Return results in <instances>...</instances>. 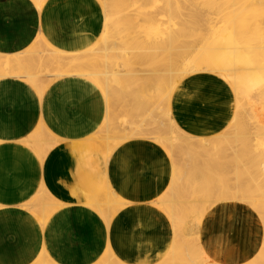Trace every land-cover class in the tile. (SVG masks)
I'll list each match as a JSON object with an SVG mask.
<instances>
[{
	"label": "bare ground",
	"instance_id": "bare-ground-1",
	"mask_svg": "<svg viewBox=\"0 0 264 264\" xmlns=\"http://www.w3.org/2000/svg\"><path fill=\"white\" fill-rule=\"evenodd\" d=\"M33 1H36V4H37V2H39L38 4L40 5V2H42L43 0H33ZM110 1L109 0H100V2H98L97 0H94V2H95L94 5H96L95 6L96 11L95 12L98 14V15L96 14V16L94 17V19L96 20L95 27H97L98 29L100 28L99 26L103 25L104 22H105V24H104L105 27H107L108 25L110 26V24L112 25L111 22L113 20H115V18H112V17H117L118 15H120V19H121L122 16L125 14L123 12L127 10L129 3H130V2H127V4H126L125 0H116V2H114V0H110ZM130 1H133V0H130ZM135 1L136 0H134V4H135ZM143 1H146V0H143ZM147 1H150V0H147ZM161 1L159 0V2H158V0H154V3L156 5L154 3L150 4L149 2H148V5H151L152 7H154V6H157L159 3H164L163 1L162 2ZM209 1L210 0H174V1L168 2V7L172 8V9L175 7L177 9L176 15L183 17L185 14L184 10H193L196 8H200V5L203 6V3L207 4V3H209ZM212 1L213 0H211V3H212ZM224 1L226 2V0H224ZM256 1L257 0H253V5H255V6H257L255 3H258ZM263 2H264V0H262V2H260V3H263ZM47 3H49V2H47ZM211 3L209 5H211ZM216 3H217V1L216 2L214 1L212 3V5L214 4L217 6L218 3L217 4ZM221 3H222V0L220 2V5H221ZM39 5H37V6H39ZM232 5H234V4H232ZM221 7H220V9H221ZM44 8H46V7H44ZM261 9H262V7H261ZM261 9L259 8L260 11H261ZM215 11L218 12L217 9H215ZM142 12H144V10L141 11V14H142ZM108 16L111 18H108V20H107L108 23H106V18ZM190 16H191L190 18L192 20L197 21V24L203 23V22L205 23L204 18H201V16L196 14V13L191 12ZM238 18H239V16H238ZM117 19H119V17H117ZM256 23H257V21H256ZM127 25L130 26L131 24H129V22H128ZM163 27L164 26H162V28ZM165 27H164V30L161 29V27H160V28L155 29L154 31L150 32L149 34H147V36L145 37V40H143L142 43L137 44L136 48H130V46L126 42H124L123 43L124 47H121V52H122L121 58L123 59V61H119V62H117V60L113 58L114 56L111 55V53L114 50L111 47H106V45H108V43L110 41L109 39L112 38L109 36V34H107V32H108L107 30L109 28L106 30L107 31V32H105L106 34H104L103 37L101 36L102 41L100 42L101 44L99 45V47L96 46L95 48H93V46L91 47V44H90V46L79 49V51L73 52V50H71L70 52H66V51L61 50V49L58 50L57 48L54 47L53 44H52L53 46L47 44V47H48L47 51H49V52H46V54H45L46 50L45 51H38L37 53H33V54L26 52V55L31 56V58H32V59L29 58V61H31V62H29L30 65L34 66L37 69V71H35V72L32 71L33 74H31L29 71H23L21 73H16L15 72L16 69L19 70L18 66H16L18 68H16L13 71V69H14L13 64L15 62L18 61L19 63L21 62V64L24 62V61H22L23 57L20 54H15L14 56L0 55V77L17 76L20 78H24V79L28 80L33 86H35L36 89L38 91H40V93H43L47 88H49V86L54 81H56V80L58 81V80H60L59 78L64 77L63 74L64 75L69 74L67 77H81V78L90 79V80L93 79L98 83V85L104 91V97H105L104 101H105V104L106 103L108 104V107H107L108 110L106 109L107 110L106 114H108V113L110 114L112 111L111 106L113 108L116 107L115 102H113V98L121 100L120 97L122 95V93H120V92H122L121 89H119L115 86L114 80H117V79H122V80L126 79L127 80V79H129L130 75L127 74V68L128 67L135 66V64H137L140 61V63L145 64L146 67L147 66L153 67V68L148 69L149 72L142 77H145L147 80H148V78H153L155 81L162 82L165 79V76L162 77L159 75V68H158L159 64H157V62L163 63V65L168 66L167 72H168L169 76H171L172 78L174 77V81L171 83L173 90L171 92L166 91V93L164 91H161L158 94L159 95V101H160L159 107L161 109V114H163V117L160 113L159 114L156 113V114L159 115V117L161 116V118H163V119H160V123L157 127H156V124H157L156 118L158 119V117H154V115L152 116L153 117L152 119H151V117H149L145 121H142L140 123V125H138V126H137V124L139 122H136V120H133L131 122L129 121L130 122L129 125H132V126H129L127 130H129V131L131 130V135L128 139H126L127 136L125 134H123L122 131H120V129H118L115 126V122H118V121L115 120V122H114V120H113L110 122V120H111L110 117L109 118L106 117V122H105L104 127H103V128H105L104 132L100 131V129H101L100 127H102V126H100L96 131L92 132L91 136L88 137V139H86L87 142L86 141H68V143H69L71 149H73V152H75V153H77L78 150H81L85 147L86 148L89 146L92 147L93 144H96L98 142H102V144L104 143V146H105L104 149H105V152L107 155L104 156L105 160H103V163H105V167L102 170V172H104V171L105 172H104V174L102 173L103 174L102 178H103V181L105 182L107 179V176H108V173L106 172L107 164L111 160V157H112L111 155L113 153L112 151L114 150V147H116L122 141H128L130 138L132 139V137H139L140 136L139 138H141L144 136L143 138L147 139V137L151 136L153 138V140L155 139L156 143H159L160 145H162V146L159 145L161 147V153H163V155L165 157L168 156L171 159V163H170L171 183H170V186L168 188H170V190H172L173 192L172 193L170 191L168 192L169 195L171 194L170 199L168 201H166L165 203L163 202L164 204H163L162 211L165 210L166 214L168 215V219H169L168 223H171L170 227L172 229H174V231L177 230L178 232L180 231L181 233H183L184 238L187 237L185 235H187L188 229H190L192 231L191 234L193 236H194V232L197 230V234L194 237L192 236L193 238L191 237L193 239V241H192L193 245L195 246V248L198 251V253L196 255L193 252L194 250H193V246H192L191 250L193 252L194 257H195V255L198 256V258H197L198 261L194 260L195 263H193V264H203V263L215 264L209 260V257H207V255L204 253L205 250L203 251V249H202L203 247L202 248L199 247V244H198V242H199L198 241V239H199L198 233L200 230V226L202 224L204 217L207 215V213L209 212V210L213 206H215L217 203H220L222 201L243 202L245 204H249L251 207H253L255 209V211L257 210L259 212V214H261L260 217L263 219V222H264V153L260 152V150L258 151L256 149V145L252 144V142L250 141V138L248 137L249 131L247 130V126H248L247 125V118H250V117L253 118L255 116V112L251 108L249 110H247V108H245V106H244L245 104L248 106H251V105L254 106L255 104H258L260 106V112H261V117H262L261 123L262 124H260L258 126V130L261 131L262 135L264 136V37L262 38L264 33H263V35H261V38L258 39L259 33L262 34V32L258 31V35H257L256 31L259 28V26L256 27V30L251 31L252 34H256L255 35L257 37L256 38V37L252 36L251 33H249L247 30H240L241 28L236 30V31H228V29L226 30L225 28H223V29L219 28V27H212L211 28L210 25H207V28H208L207 37H208V39L202 45L203 41H201L199 43L196 42V39L198 38L197 36H199V34H196L194 31L188 32L185 36L181 37L179 32H181L182 28H180L177 31H174L173 27L168 26V28L165 31ZM49 28H50V33H54L55 38L57 36H61L59 29L56 26H51ZM253 29H255V27ZM261 29H263V28H261ZM182 30H184V29H182ZM102 33H104L103 30H102ZM59 45H61V44L59 43ZM204 46H205V49H204V53H203ZM172 47L173 48L175 47V49L177 48V50L172 49ZM170 48L173 50L172 53H174V51H177V52H179L178 54H185L186 53L189 56H191L196 51H199V53L201 54L200 55L201 59L203 58V60L201 62V66H199L197 69L184 72L183 69H184L186 62L188 60V58H187L186 62L182 61L183 63H178L176 61L177 65L174 63L175 64V67H174L172 58L174 59L176 56L173 54L175 56V57H173L170 54L171 53ZM168 50H170L169 53H168ZM166 51H167V54L165 55ZM160 52L164 53V57L166 56L167 58L163 61H160V59H159V61L153 60V58H155L154 56L158 55V53H159L158 57L160 56V54H161ZM256 52H259V53H256ZM91 57L93 58V60H95V63H92ZM176 58H179V57H176ZM15 65H16V63H15ZM20 68L25 69L23 65H20ZM176 68H178V69H176ZM116 70L119 71V73H118L119 78L115 77V75L117 74V72L115 73ZM145 70H147V68ZM205 72L209 73V74H214V75H217L216 72H220L221 75H223V77L225 78V80L223 82V83H225V86L226 87L228 86L231 91L233 89L232 93L234 94V104L233 105L228 104V107H230L231 112L229 109L226 110L228 113V117L226 118V121H220L223 125L221 130H219L220 129L219 126L214 125V131L216 132V134L208 135L207 137H200V136L191 135L190 133H185L184 130L181 128L180 123L178 122L176 116L173 114V110L175 108L174 102H176V100L181 101V102H190L191 104H193L191 102L190 95L187 93V88L185 89L184 85L186 84V82H189L192 79H199V77L203 78V80H204L205 76L202 74ZM131 77L132 78L134 77L133 73L131 74ZM201 84L202 83H200L199 81L196 80L194 82V84H192V87H191L192 91H195L197 89V87H199ZM230 85H232V87H233L232 89H231ZM162 89H163V87L160 90H162ZM255 91H257V92H255ZM201 92H202V90H201ZM201 94H203V96H202L203 101L206 100V97L208 95L207 91L205 90V92L201 93ZM241 97H245L243 103L241 101V99L243 100V98H241ZM246 97H249V98L246 99ZM252 99L255 100L254 103H252ZM198 100H199V98H198ZM237 102H238V104H237ZM196 106H197V104H196ZM134 107H133V110H135ZM135 111H137V110H135ZM139 112L138 113L140 115H138V116H140V118H141L142 111L139 110ZM121 120L124 121L123 119H121ZM152 121H153V123H152ZM190 121H191V119H190ZM180 122H181V120H180ZM112 123H113V126H112ZM148 123H149V127L151 126V124H154V123H156V124H155V127H151L150 129L146 128V130H147L146 131L142 127H145L144 124L147 125ZM133 125H136L137 127L134 126V128H133ZM144 130H145V132H144ZM33 135L34 136L36 135L35 139L39 140L40 143H42V145L45 144V145L49 146L48 149L49 148L53 149L54 145L58 142H61V141L66 142V140L58 138L57 136H53L51 133L47 132L43 127L38 128L34 132ZM240 139H243L244 143H242V145L244 146V150L247 151L246 153L249 154V158L246 155V158H248V159L245 160V163H246V164L244 163L245 165H243V161H244L243 158L245 157V155L243 157V156H241L242 153H240L239 151H235V148H236L235 142L237 140H240ZM147 140H149V139H147ZM22 142H24V141H22ZM19 143H21V142L12 143L11 146L18 153V155H22L21 153L26 152L27 149H26V147H24L26 149V151H25V149L24 150L22 149L21 151H23V152H21V151L18 152V149L22 148V144H19ZM226 143H227V147H225V148L227 150V153L221 151V146H223ZM4 144H6V143H4ZM222 149H224V147H222ZM87 150H88V148H87ZM6 151H7V149L4 148L3 155H5V156H7ZM82 152H84V151H82ZM90 152H92V151H90ZM36 153L37 152H35V156H36ZM221 153H223L224 156H228L229 159H231L230 161H232V162H230V161L227 162V164H229V162L231 163L229 165L232 166V170H234V171H232L233 173L231 172L232 174H235L234 177H231L232 182H229L230 175H228V172H227L228 179L226 178L228 180V182L226 179H224L225 183H224V181L220 180L222 178H220V179L218 178L219 181H212V179H210V177H208V179H206V180L200 179V181H198V183H201V188L205 190V193H202L204 191L200 192L199 188H197V190L195 188V190L199 191L201 193V195L202 194L205 195V197L204 198L200 197L201 199L199 198V200L198 199L194 200L193 197L191 198V196H193L192 195L193 192L191 193V189H190L191 187H188V184H187V182H189V180H190V179H188V176L192 177V175H193V178H195L196 175H194V174H195V172L197 173V171H195V170H196V168L197 169L199 168L197 165V162L200 159H202V161H199V163H201V166L200 165L199 166L201 168H203L202 167V165H203L207 172L213 173L214 170H212V169H215V167L218 166L217 165V162H218L217 157L221 156L220 155ZM79 154H78V157H80ZM185 154L189 155L191 157V159H193L192 161H190V163L192 162L191 164L188 163V165H185V164L182 165V163L179 162L180 158H182L181 156L185 155ZM225 154H227V155H225ZM17 156L12 155L14 163H17L16 162L17 160L15 161V159H18ZM189 156H187V157H189ZM18 157H20L19 159L24 158L25 161L27 159L26 156H24V157L18 156ZM93 157H95V156H93ZM241 157H243V158H241ZM81 158H82V156H81ZM90 159L91 158H89L87 161H85V163L89 162ZM185 160L186 159H184V163H185ZM220 160H222V159H220ZM80 161H83V163H84L83 159ZM181 161H183V158L181 159ZM224 161H225V159H224ZM187 162H186V164H187ZM20 163L21 164L23 163L22 160L21 161L18 160V164H20ZM218 163H220V162H218ZM233 163H234V165H233ZM221 164L223 165V162ZM222 165L219 166L220 169L223 168ZM41 167H42V165H41ZM183 168H185L186 170H183ZM204 168L202 171L201 170L200 171L205 172ZM219 168L217 167L218 171L215 170L217 175H219L221 173V172H219ZM191 170H194V173ZM223 171L225 172V170H223ZM189 172L192 173V175L187 174ZM204 172H203L204 176L210 175V173L205 172L206 174H204ZM218 172H219V174H218ZM184 174H186V175H184ZM105 175H106V177H105ZM223 176H224V178L226 177L225 175H223ZM214 177H215V175H214ZM218 177H221V175H219ZM186 178L188 180H186ZM196 179L199 180V177L196 176V178L193 180H196ZM209 179L212 181V183L210 185H209V183H210ZM107 180H109V179H107ZM193 180L191 179V181H193ZM193 182L195 185L196 182L195 181H193ZM193 182H192V185H193ZM213 182H215V183L213 184ZM219 182H220V184L217 185V183H219ZM230 183H231V185H230ZM225 184H228L229 187L226 186ZM94 185H96V183ZM196 185H197V183H196ZM214 185L217 187L216 188L217 190L213 189V191H212V188H210L209 186L212 187ZM40 186L44 187V185H40ZM108 186H109V184H108ZM215 186H214V188H215ZM223 186L226 188H224ZM42 187H41V189H42ZM198 187H200V184ZM43 189H45V187ZM193 189H194V187H193ZM107 190L109 192L108 197L111 196L112 198L117 199L116 200L117 202H118V200H120V198L118 199V196L114 192L110 191L111 189L109 187ZM43 192H45V191H43ZM44 195H45V193H44ZM195 195L197 197L200 194L195 193ZM163 196H166L165 193L163 194ZM47 198L50 201H52L55 205H58L60 207H57V208H55L54 211H50V212L47 210L49 213L48 212L46 213L44 211V207L46 208V205H45L46 203L44 205H41V207L43 206L42 211H44L43 216L45 218H47L46 216H48V215L49 216L53 215V213L56 210H58V208H63L65 205L61 201L55 199L52 195L50 197H47ZM91 198L89 197L88 201H89V199L91 200ZM158 198L160 199V197H158ZM163 198H165V197H163ZM166 198H168V197H166ZM102 199H103V196H102ZM102 199H101V201H102ZM92 200L95 201V206L97 207L98 211H100L103 214V216H105L104 220L107 224L106 226L108 227L109 226V223H108L109 218L106 217V211H105L106 208L104 209V207L107 206L108 200L106 201V198H105V202H100L97 198V200H98L97 201L95 198V195H94ZM121 200H122V198H121ZM161 200H163V199H161ZM109 202H111V200ZM49 204L50 203H48V205ZM86 204H87V201H86ZM93 204H94V202H93ZM110 204L113 207V205H112L113 203L111 202V203H109V205ZM115 204L116 203H114L113 209H110L111 207L109 208L110 211L111 210H117L118 207H115L116 206ZM65 206H67V205H65ZM114 212L116 213V211H114ZM108 214H113V213H108ZM100 217H101V215H100ZM188 218H190V219H188ZM40 219H41V217H40ZM47 220H49V218L45 219L46 222H47ZM188 222H192V224H190V227L188 225ZM189 234H188V236L190 237ZM178 240L180 242L176 241L175 239L174 240L172 239L173 244L171 245V249L169 250L167 257L165 256V258H163L164 259V261L162 260L163 262L161 261L160 263L157 262L154 264H158V263L159 264H177L178 262L176 263V260H178V258L182 259L180 262V264H181L183 262V257H179L180 253L178 251H179L180 247H179L178 243L182 244V242L185 239L184 240L182 239L183 241L180 239H178ZM185 241L187 243V239ZM192 242H190V243L192 244ZM191 244H190V246H191ZM182 246H185V245L183 244ZM106 248H107V253H106L107 256L106 257L108 258L109 261L106 260V263H104V264H109V262H110V264H124L123 262H121L122 260L120 261L119 258H117L118 256L116 257L115 254H113L112 249H109V247H106ZM184 248L186 249V246ZM188 249L189 248H187V250ZM187 250H185V252ZM187 252H189V251H187ZM190 252H189V254L191 255L192 252L191 253ZM263 253L262 254L259 253L261 255L260 259L257 262H254L251 264H264V254ZM181 255H183V254H181ZM42 256L43 257L38 259V261H35V262H37V264H45L46 262H47L46 264H56L55 262H53V260H50L47 256H44V255H42ZM177 256H178V258H177ZM190 257H192V255ZM186 259L187 258L184 259L185 260L184 262H186ZM191 259H190V261H191ZM102 261H104V260H102ZM187 263L189 264L191 262H187ZM58 264H61V263H58ZM98 264H103V263L101 262ZM150 264H151V262H150Z\"/></svg>",
	"mask_w": 264,
	"mask_h": 264
},
{
	"label": "rangeland",
	"instance_id": "rangeland-1",
	"mask_svg": "<svg viewBox=\"0 0 264 264\" xmlns=\"http://www.w3.org/2000/svg\"><path fill=\"white\" fill-rule=\"evenodd\" d=\"M97 1L100 2V0H97ZM162 1L164 3H159L157 6L153 5L154 7H152L151 5H148V2L150 4L151 3L153 4L154 0H150V1L136 0L135 4H134V0L133 1L125 0L126 4H127V2H130V3H129L127 10L123 12L125 14L122 16V18L120 19V15L117 16V17H119V19H117V17H112V18H115V20L112 19L114 22L113 21L111 22L112 25L113 24L114 25L112 26L109 23L110 26L108 25L109 27L108 26L105 27L104 26L105 22H104L103 25L99 26L100 27L99 28L100 30H99L97 27H95L96 20L94 19V17L96 16L97 13L95 12L96 11L95 10L96 5H94L95 4L94 0H43L42 2H40V5L38 4L39 2H37V4H36V1H33V0H8L10 6L7 8H4V9H0V46H8L10 48H14V47H20V46H23L24 44H26L24 49H26V51L28 53L33 54V53H37L38 51H45L46 50L45 51V54H46V52H49V51H47V48H48L47 44H49L51 46L54 45V47L57 48L58 50L61 49V50H64L66 52H70L71 50H73V52H74V51H79V49L88 47V46H90V44H91V47L93 46V48H95L96 46L99 47V45L101 44L100 42L102 41L101 39H102L103 35L106 34L105 32L108 31L107 34H109V36L112 38L109 39L110 41H109L108 45H106V47H111L114 50L111 53V55H113L114 56L113 58L116 59L117 62H119V61H123V59L121 58V54H122L121 47H124V44H123L124 42H126L130 46V48H136L137 44H140L143 42V40H145V37L147 36V34H149L150 32H152L155 29H158L160 27H161V29L164 30V27L166 26L165 31L168 28V26L173 27L174 31H177L180 28H182L184 30L181 29V32H179L181 37L185 36L188 32L194 31L196 34H199V36H197L198 38L196 39V42L199 43V42L203 41L202 45L208 39V37H207V33H208L207 25H210L211 28L212 27H219L222 29L225 28L226 30L228 29V31H236V30L241 28L240 30H247L254 37H256L255 36L256 34H252L251 31L256 30V27L259 26V28L256 31L257 35H258V31L262 32V34L259 33L258 39H260L261 35H263V33H264V27H263L264 26V4H263L264 2L260 3V2H262V0L256 1V2H258V3H255L257 6L253 5V0H250V1L249 0H226V2L224 0H222L221 5H220L221 0H213L212 3L214 1L215 2L217 1V3H218L217 6L219 8L214 4L212 5L211 0H210L209 3H207V4L203 3V6L200 5V8H196L193 10H184L185 14L183 17L176 15L177 9L175 7L173 9L168 7V2L174 1V0H162ZM47 2H49V3H47ZM114 2H116V0H114ZM158 2H159V0H158ZM210 3H211V5H209ZM232 4H234V5H232ZM37 5H39V6H37ZM44 7H46V8H44ZM220 7H221V9H220ZM224 7L225 8L227 7V8L225 9ZM261 7H262V9H261ZM259 8L261 9V11L263 13L259 10ZM56 9H58L57 10L58 14H56L55 16L62 14L61 19H63V21L65 23H67L69 25L70 24H72V25L76 24L75 28H76L77 32H76L75 36H73V37L71 35L69 37L57 36L55 38L54 33H50L49 26L51 25L52 19L56 23V19L54 18L55 16L52 17V15ZM215 9H217L218 12H216ZM142 10H144V12H142V14H141ZM191 12L200 15L201 18H204L205 23L203 22V23L197 24V21L192 20L190 18ZM238 16H239V18H238ZM108 18H111V17L108 16L106 18V23H108V21H107ZM256 21H257V23H256ZM128 22H129V24H131L130 26L127 25ZM162 26H164V27L162 28ZM254 27H255V29H253ZM261 28H263V29H261ZM102 30L104 31V33H102ZM263 37H264V35L262 36V38ZM59 43L62 46L59 45ZM172 49H175V47L174 48L172 47ZM172 49H171L170 54L173 57H175V56L179 57V58L175 57L174 58L175 60L172 58L173 64L175 63L177 65V62L178 63H183L182 61L186 62V60L188 58L186 65L183 69L184 72L197 69L199 66H201V62H202L203 58L201 59V56H200L201 54L199 53V51H196L191 56H189L186 53L185 54H178L179 52H177V51H174V53H172V51H173ZM204 49H205V46L203 48V53H204ZM175 50H177V48ZM169 51L170 50H168V53H169ZM256 53H259V52H256ZM166 54H167V51H166L165 55ZM158 55H159V53H158ZM158 55H156L157 57L154 56L155 58H153V60L159 61V59H160V61H163L167 58L166 56L164 57V53H161L159 57H158ZM29 58L32 59L31 56L26 55V60H23L24 62L22 64H21V62L19 63L18 61L15 62L16 65H15V63L13 64V67H14L13 71L18 67H19L18 68L19 70L16 69V71H15L16 73H21L23 71H29L31 74H33V72L37 71V69L34 66L30 65L29 62H31V61H29ZM91 59H92V63H95V60H93L92 57H91ZM19 64L23 65L25 69H21ZM142 64L143 63H140V61H139L137 64H135V66H131V67L127 68V74L130 75L129 79H127V80L126 79L114 80L115 86L117 88L121 89L122 92H120V93H122V95L120 97L121 100L113 98V102H115L116 107L113 108L111 106L112 111L110 114L108 113L109 115L106 114V111L108 110V108H107L108 104L107 103L105 104V101L103 100V98L105 99L103 89L98 85V83L95 80L88 79L96 87L97 92H98V93L96 92V95L98 94V96L102 99L103 104H104L103 119L99 124V127L102 126V127H100L101 132H104V130H105V128H103V127H104V124L106 122V117L107 118L110 117V119H111L110 122L113 120H114V122H115V120L118 121V122H115V126L118 129H120V131H122L123 134H125L127 136L126 139H128L131 135V130L130 131L127 130L129 126H132V125H129V123L131 121L136 120V122H139L137 124V126H138V125H140V123L142 121H145L149 117H151V119H152L153 115H154V117H158V119L156 118L157 124L156 123L151 124L150 127H149V123L147 125L144 124L145 127H142V128H144L146 130V128L150 129L151 127H155V124L157 127L160 123V119H163V118H161V116L159 117V115H157L159 113L161 114V109L159 107L160 101H159V95L158 94L161 91H164L166 93V91L171 92L173 90L171 83L174 81V77L172 78L171 76H169V74L167 72L168 66L163 65V63L157 62V64H159L158 65L159 75L162 77L165 76V79L162 82L155 81L153 78H148V80H147L145 77H142V76L147 74L149 72L148 69L153 68V67H150V66L146 67L145 64H143V65ZM175 64H174V67H175ZM16 66H18V67H16ZM146 68H147V70H145ZM176 69H178V68H176ZM116 72H117V74L115 75V77L119 78L118 77L119 71L116 70L115 73ZM132 73L134 76L133 78L131 77ZM216 73H217L216 76L220 77L222 79V81L224 82L225 78L223 77V75H221L220 72H216ZM68 75L69 74H65V75L63 74L64 77L59 78L60 80L59 81L56 80V81L58 83L60 81H64V80H66ZM220 78H216V80L217 79L220 80ZM17 80L22 81V82L25 81L23 79H17ZM196 80L199 81L200 83L203 82V78L199 77V79H192L189 82H186V84L184 85L185 89L187 88V93L190 95L191 102L193 104H195V103L198 104V98L196 99V96L192 95L195 93V91H192V88H191L192 84H194V82ZM56 81H54L49 86V88H47L43 92L44 93L43 96H40V94H43V93H40V91H38L36 89V87L33 86L29 81L19 91L17 90L15 92H8L6 94H0V117L6 119V121L8 123H10V126H11L13 123L12 122L13 113H14L13 108L15 110V108H16L15 104L20 103V102H27V106L31 107L30 113L32 115H34L37 112V102H35V100H39L38 99L39 97L48 99L47 97L48 96L50 97L51 92L53 91V89L58 84ZM230 86L232 89L233 88L232 85H230ZM162 87H163V89L160 90ZM78 90L79 89H76L73 87L72 88L71 87L70 88L65 87L64 89H62L57 94V97H56L57 100L55 103L56 107L52 111L55 112L56 115L57 114L61 115L62 113L65 112L67 114V116L70 117L73 114V111L76 109L77 102L79 100ZM189 91H192L191 92L192 94H190ZM232 91H233V89H232ZM255 92H257V91H255ZM241 98H243V100L241 99V101L243 103L245 97H241ZM247 98H249V97H246V99ZM254 102H255V100L252 99V103H254ZM237 104H238V102H237ZM17 105H20V104H17ZM244 106H245V108H247V110H249L251 108L255 112V116L253 118L252 117L247 118V125H248L247 130L249 131L248 137L250 138V141L252 142V144L256 145V149L258 151L260 150V152L264 153V136L262 135L261 131L258 130V126L260 124H262L261 123L262 117H261V112H260V106L258 104H255L254 106H252V105L248 106L245 104ZM133 107L137 111L133 110ZM139 110L142 111L141 118H140V116H138V115H140ZM63 115L61 116V119L64 118ZM161 115L163 117V114H161ZM70 118H72V117H70ZM72 119L69 120V123H70V124H68L69 126H71V123L73 122ZM121 119H123L124 121H122ZM152 123H153V121H152ZM112 126H113V123H112ZM134 126H136V125H133V128H134ZM54 129H55L54 131L59 130L58 127H55ZM35 130H37V129H35ZM145 130H144V132H145ZM33 133H31L29 136H27L29 138L26 137L27 139L24 138V139L20 140V141H24L25 143L21 142L19 144H22V146L25 145L27 147V151L25 150L26 152L21 153L23 156L18 155V154L13 155V156H17V155L21 156V157L26 156L27 159H28V157H30L33 164H35V165L37 164L39 167H41V165H43V163H44V159L47 157L46 155L49 153V151L51 149L50 148L48 149L49 146H47L45 144L42 145V143H40L39 140H36L35 139L36 135L34 136ZM67 133H69V132L68 131L65 132V136H66L65 138L68 139L69 141L75 140V138H76L80 141H86L87 142L86 139H88V137H90V135H79V134H75V133L67 135ZM0 134H1V132H0ZM9 134H10V136L8 137ZM70 136H72V137H70ZM12 137H13V134H12V131L10 130V132L7 133V137L5 136L6 139H4V140L6 142L12 141L13 140ZM139 137H132V139L130 138L128 141H122L116 147H114V150L112 151L113 153L111 155L112 160H110V162L107 164V169H106V172L109 174L108 175L109 177L107 176V179H109L110 181L106 179L105 182L103 181V178H102L103 174L105 172V171L102 172V170L105 167V163H103V160H105L104 156L107 155L105 152V149H104L105 148L104 143L102 144V142H98L96 144H93L92 147L91 146L87 147L88 150L85 147L81 150H78L77 153L73 152V149H71L68 141H66V142L61 141V142H58L54 145V146H56L60 143H65L66 145L69 146V148L71 149V151L73 153H75L76 155H78L80 153L79 159L82 156V158L80 160H82V159L84 160V163H83V161H80L81 166L79 169V174H80L81 180L85 184V190L84 191L86 194L85 199L87 201V204L85 202L84 206H82V207L87 208L89 211L93 212V215L104 220L105 216H103V214L100 211H98L97 207L95 206V201L92 200L94 195H95L96 200L98 198V200L100 202H105V198H106V201L108 200V202L111 200V202L113 203L112 204L113 207H114V203H116L115 207H118L117 210H111L110 211V209H113L111 204L109 205V203H111V202H109V203L107 202V206L104 207V209L106 208L105 209L106 217L109 218V224L113 220V218L119 213V211L121 209L125 208L126 205L130 204V203H128L127 199H125V197L122 195V193L119 192V190H118L119 185H117L116 181L121 182V177L119 175V170L117 168V164H116V162L113 161L114 155L117 153V151L120 150L121 147H123L125 144H127L133 140H139V139L141 140L142 139L145 142L156 144L158 146L160 145L159 143H156L155 139L153 140V138L151 136L147 137V139H149V140H147L146 138H143L144 136L141 138H139ZM0 139L2 140V137H0ZM242 143H244L243 139L237 140L235 142V145H236L235 151H239L240 153H242L241 156H243V157L245 155V157H244L245 159L243 157H241L244 160L243 165H245L246 164L245 160L249 158V154H247L246 153L247 151L244 150V146L242 145ZM160 146H162V145H160ZM222 147H224L225 150L222 149ZM225 147H227V143L224 144L223 146H221V151L227 153V150ZM82 151H84V152H82ZM90 151H92V152H90ZM35 152H37L36 156H35ZM220 155L221 156L217 157L218 162H220V163L217 162L218 166H216L215 169H212V170H214L213 173L207 172L205 170L204 166L202 165L205 172L210 173L211 176L210 175L204 176L203 175L204 171L201 172L203 170V168L200 167L201 163H199V161H202V159H200L198 162L196 161L199 168L198 169L196 168L195 171H197V173L195 172V174H194L197 177H199V180L198 179L193 180L196 178V176H195V178H193L192 173H190V172L187 173L189 175L190 174L192 175V177L188 176V179H190V180H189V182H187V184H188V187H191L190 188L191 193L193 192L192 193L193 196H191L190 194L189 195L191 196V198L193 197L194 200H197V199L199 200L200 197H202V198L205 197V195H203V194L201 195V193H200L201 191H204L202 193H205V190L201 188V183H198V181H200V179L206 180V179H208V177H210V179H212V181H219L220 178H222V179H220L221 181H224V179H226V178L228 179V176H227V172H228V175H230L229 182H232L231 177H234V175H235V174H232L233 173L232 171H234V170H232V166L229 165V164H231L230 162H232V161H230L231 159H229L228 156H224L223 153H221ZM225 155H227V154H225ZM246 155L248 158H246ZM18 156H17L18 159H15V161L17 160L16 164H18V160L19 161L22 160V162L24 163V161H25L24 158L19 159L20 157H18ZM93 156H95V157H93ZM187 156H189V155L185 154V155L181 156L183 158V161H181L182 158H180L179 162H181L182 165L183 164L188 165V163H190V161L193 160V159H191L190 156H189L190 158ZM89 158H91L90 161L85 163V161H87ZM184 159H186L185 163H184ZM220 159H222V160H220ZM224 159H225V161H224ZM228 161H230L229 164H227ZM186 162H187V164H186ZM222 162H223V165L221 164ZM19 165H21V163ZM220 165H222V167L224 169L222 167H221L222 169H220L219 168ZM233 165H234V163H233ZM217 167L219 168V172H221L220 174L218 172V174L221 175V177H218L219 175H217L215 172V170L218 171ZM183 170H186V169L183 168ZM223 170H225L226 173ZM191 171H193V173H194V170H191ZM205 172H204V174H206ZM213 174L215 175V177ZM222 174L225 175L226 177L224 178V176ZM184 175H186V174H184ZM10 176L12 179H15L17 177L15 174L10 175ZM105 177H106V175H105ZM188 179L186 178V180H188ZM191 179L193 181H195L198 186L200 184V187H198L196 185V183H195V185H196L195 186L194 182L191 181ZM4 181L5 180H2V179L0 180V183H2L1 186L3 187V189H1V190H3L6 193H14V192L17 193L18 192L19 194H21V201H18V203L12 202L10 204L11 205H17L18 206L17 211H22V213L25 214V216H24L25 232L24 233H25V235H27L30 238V242L32 243L30 245V247L27 248L26 247L27 243L25 241L24 245H23V243L19 244L20 246L17 248L22 253L21 255L23 257H25V256L28 257V258L23 259V261L25 262L24 264H37V262H35V261H38V259L43 257L42 255L47 256L50 260H53V262L58 264V263H61V260L65 261V259L67 258V255L81 254L83 251L82 250L83 246L86 247L88 245L89 250H91V248L93 247V245L96 242V239H95L96 238V231H95L94 226L86 225V224L80 223V222H75L74 225H71V224L66 225L65 223H56L55 217L53 215H50V216L48 215V216H46L47 218H45L43 216L44 211L46 213L48 211L49 212L54 211L55 208L60 207V206L55 205L52 201H50L47 198V197H50L51 194L48 195V193L46 192V188L43 189L44 187L40 186V185H43L42 181L39 184L38 180H36L35 178L33 179V189H32L33 195L32 196H28V195L20 192V190L17 188L16 182L12 181V182L4 183ZM212 181L210 180L209 185L212 183ZM192 182H193V185H192ZM227 182H228V180H227ZM95 183H96V185H94ZM214 183L215 182H213V184ZM224 183H225V181H224ZM108 184H109V186H108ZM219 184H220V182L217 183V185H219ZM228 184H225V185L229 187ZM230 185H231V183H230ZM107 186L111 189L110 190L111 192H114L118 196V199L120 198V200H118V202L116 201L117 199H114L111 196L108 197L109 192L107 190L108 189ZM214 186H212V187L209 186L210 188H212V191H213V189L215 190L217 188L216 186L214 188ZM41 187L43 190L41 189ZM193 187H194V189H193ZM195 188H196V190H197V188H199L200 192L196 191ZM224 188H226V187H224ZM43 191H45V192H43ZM169 191L171 193L173 192L172 190H170V188L168 189V192ZM44 193H45V195H44ZM195 193L200 194V195H198L196 197ZM170 195H169V193H167L166 196H163L165 198H163V197L161 198L163 200L160 199L158 201V206L160 208L162 207L161 209H163V204L170 199ZM102 196H103V199H102ZM89 197L90 198L92 197V198H91V200L89 199V201H88ZM166 197H168V198H166ZM121 198H122V200H121ZM101 199H102V201H101ZM93 202H94V204H93ZM48 203H50V204L48 205ZM10 204H7V205H10ZM44 204L46 205V208L44 207V211H42L43 206L41 207V205H44ZM64 207H66V206L64 205ZM63 208H58V210L63 209ZM114 211H116V213ZM108 213H113V214H108ZM100 215H101V217H100ZM40 217L42 220L40 219ZM44 218L45 219L49 218V220H47V222H46ZM188 219H190V218H188ZM55 223H56V225H55ZM190 224H192V222H188L189 227H190ZM49 228H50L51 233L48 230ZM33 230L35 232H33ZM172 231L175 232V234L178 233V235H179L177 238L178 242H180L178 239H180V240H182V239L186 240L187 239V243L185 240L184 241L182 240L183 242L181 241L182 244L178 243V245L180 247L178 252L180 253L179 257H183L182 263L188 264L187 262H190V259L194 258L193 252L196 255L198 253L196 251L197 249L195 248V246L193 245V242H192L193 241L192 238L197 234V230L194 232V236H193L191 234L192 231L190 229H188L187 235H185L187 237H185V238L183 237V233H181L180 231L179 232L177 230L174 231V229H172ZM188 234L190 235V237L188 236ZM50 235H51V237H50ZM31 239L33 241H31ZM190 242H192V244ZM183 244L186 246V249L184 248L185 246H182ZM190 244H191V246H190ZM192 246H193V250H194L193 252L191 250ZM187 248H189V249L187 250ZM185 250H187L189 252L191 251L192 253L191 252L190 253H191L192 257H190L191 255L189 254V252H187V251L185 252ZM181 254H183V255H181ZM196 255H195V257L198 258V256H196ZM106 256L107 255L105 254L99 260L96 259L95 261H92L90 264H98L101 262L104 264V263H106V260H108V258ZM177 258H178V256H177ZM185 258H187L186 262H184ZM102 260H104L105 262ZM181 260L182 259L178 258V260H176V263L178 262L177 264H180ZM109 264H110V262H109ZM203 264H205V263H203Z\"/></svg>",
	"mask_w": 264,
	"mask_h": 264
},
{
	"label": "crops",
	"instance_id": "crops-1",
	"mask_svg": "<svg viewBox=\"0 0 264 264\" xmlns=\"http://www.w3.org/2000/svg\"><path fill=\"white\" fill-rule=\"evenodd\" d=\"M9 6L8 0H0V9ZM57 10L54 11L52 17L58 14ZM61 17L62 14L55 16L56 23L52 19L53 23L51 22L49 27L56 26L61 36H75L76 24L69 25ZM25 46L26 44L14 48L0 46V55L20 54L23 57L22 61L26 60ZM202 75L205 79L197 87L195 93L192 94L189 91L190 94L196 96V99L199 98L197 106L190 102L176 100L173 114L185 133L207 137L216 134L214 125L219 126V130L222 129L223 125L220 121H226L228 117L226 110L229 109L231 112L228 104H234V94L228 86H225L220 77L206 72ZM216 78L220 80L217 79V81ZM27 82L28 80L17 76L0 77V94L19 91ZM65 87L79 89V100L70 116L73 119L65 112L56 115L52 111L56 107L57 94ZM205 90L208 95L203 101L201 93ZM96 92V87L88 79L67 77L66 80L56 85L50 97H47L48 99L39 97V100H35L37 112L34 115L30 113L31 107L27 106V102H20L15 104V110L13 108L11 126L6 119L0 117V137H2V140L0 139V180H5L4 183L16 182L20 192L28 196L33 195V179L38 180L39 184L42 181L48 194L67 205L53 213L56 223L74 225L75 222H80L94 226L96 242L93 249L89 250L88 245L83 246L81 254L67 255L65 261L61 260V264H90L107 253L106 247L112 249L113 254L118 256L117 258L124 264L160 263L164 261L165 256L167 257L173 244L172 239L177 241L179 235L172 231L171 223H168V215L158 206V201L164 193L165 195L168 193L167 190L171 183V159L161 153L158 145L142 139L133 140L121 147L114 155L113 161L116 162L121 177V182L116 181L119 185L118 190L130 204L119 211L108 227L103 219L82 207L86 202V194L85 184L79 174L80 159L68 145L60 143L54 146L46 155L42 167L33 164L30 157L21 165L13 161L12 155L18 153L11 144L22 142L20 140L36 131L38 127H43L53 136L66 141H69L65 138L66 131L69 132L67 135L75 133L91 136L92 132L98 129L104 112L103 101L98 94L96 95ZM43 95L44 93L40 94V96ZM62 115L64 118L61 119ZM71 119L73 122L69 126ZM55 127L59 130L54 131ZM10 130L13 140L6 142L4 139ZM70 141L80 140L75 138ZM24 147L26 146L18 149V152L24 150ZM4 148L7 149V156L3 155ZM13 174L17 176L15 179L10 176ZM1 184L0 264H24L23 259L28 257H23L17 248L19 244L24 245L25 241L27 248L32 243L24 233L25 214L17 211V205L10 204L21 201V194L4 192L1 190L3 189ZM260 215L257 210L255 211L253 207L243 202L222 201L217 203L202 221L198 233L199 247H203L204 253L215 264L257 262L261 257L260 254L264 252V222ZM48 230L50 232V228ZM194 260L198 261L197 257L191 259L190 264L195 263Z\"/></svg>",
	"mask_w": 264,
	"mask_h": 264
}]
</instances>
